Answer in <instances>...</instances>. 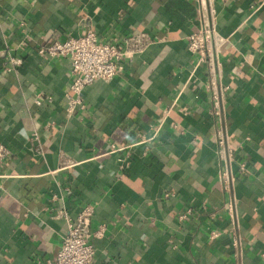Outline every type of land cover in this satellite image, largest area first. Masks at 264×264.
Instances as JSON below:
<instances>
[{
  "label": "crops",
  "instance_id": "crops-1",
  "mask_svg": "<svg viewBox=\"0 0 264 264\" xmlns=\"http://www.w3.org/2000/svg\"><path fill=\"white\" fill-rule=\"evenodd\" d=\"M204 1L224 38L221 119L188 51L199 0H0V264L53 261L68 232L56 212L88 204L105 226L92 264H264V0ZM90 31L152 41L70 113V64L38 47Z\"/></svg>",
  "mask_w": 264,
  "mask_h": 264
},
{
  "label": "built area",
  "instance_id": "built-area-1",
  "mask_svg": "<svg viewBox=\"0 0 264 264\" xmlns=\"http://www.w3.org/2000/svg\"><path fill=\"white\" fill-rule=\"evenodd\" d=\"M253 10L256 8L253 7ZM199 24L197 29L188 37V51L198 57L197 67L206 65L209 71L207 88L211 90V113L213 116L223 117L224 95L228 87L218 85L217 78L222 67L220 61L221 44L224 38H219L216 29L215 9L208 6L204 0H199L198 6ZM152 41L147 33L132 31L122 39L103 40L94 32L83 36L57 39L47 46H39L38 52L42 56L51 59H67L73 81L71 91L77 98L70 99L69 112L72 113L77 104H81L80 96L84 89L98 81H112L120 75L128 59H132L135 53H141L145 49V43ZM13 67L21 64V60L12 59ZM8 71H10L8 69ZM220 152L228 148V139L222 129L217 131ZM127 147L112 145L110 152L124 151ZM11 156L10 150L0 144V167ZM125 168V165H123ZM221 179L226 191L232 190L235 178L228 173H222ZM231 209V207H230ZM233 212V210L231 211ZM95 207L91 204L80 208L75 217H71L65 208L56 212V217L66 220L68 232L57 257L48 264H92L95 257V248L91 242L92 237L104 236L105 226H100L93 231ZM191 210L187 209L180 216L185 221Z\"/></svg>",
  "mask_w": 264,
  "mask_h": 264
}]
</instances>
